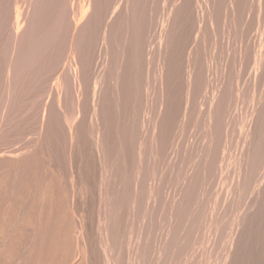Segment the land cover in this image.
Wrapping results in <instances>:
<instances>
[{
	"label": "rangeland",
	"instance_id": "obj_1",
	"mask_svg": "<svg viewBox=\"0 0 264 264\" xmlns=\"http://www.w3.org/2000/svg\"><path fill=\"white\" fill-rule=\"evenodd\" d=\"M158 1L0 0V264H264V0Z\"/></svg>",
	"mask_w": 264,
	"mask_h": 264
},
{
	"label": "bare ground",
	"instance_id": "obj_2",
	"mask_svg": "<svg viewBox=\"0 0 264 264\" xmlns=\"http://www.w3.org/2000/svg\"><path fill=\"white\" fill-rule=\"evenodd\" d=\"M12 1V0H11ZM160 1V0H159ZM158 1V2H159ZM254 1V0H253ZM260 1V0H259ZM176 2V1H175ZM90 4V3H89ZM92 6V5H91ZM109 6V5H108ZM17 8V7H16ZM145 8V7H144ZM143 8V9H144ZM206 8V7H205ZM14 9V8H13ZM30 9V8H29ZM208 9V8H207ZM135 10V9H134ZM146 10V9H145ZM84 11V10H83ZM27 13V12H26ZM16 14V13H15ZM1 16V15H0ZM203 16V15H202ZM16 17H17V15H16ZM125 17V16H124ZM28 19V18H27ZM117 19V18H116ZM1 20V19H0ZM16 21V20H15ZM150 21V20H149ZM86 22V21H85ZM24 24V23H23ZM235 25V24H234ZM125 26V25H124ZM123 26V27H124ZM172 27V26H171ZM37 29V28H36ZM120 29V28H119ZM21 31V30H20ZM48 31V30H47ZM11 32H12V30H11ZM99 32V31H98ZM258 32V31H257ZM11 34V33H10ZM12 36V35H11ZM105 37V36H104ZM23 38V37H22ZM13 40V39H12ZM32 40V39H31ZM167 40V39H166ZM56 42V41H55ZM48 43V42H47ZM198 43V42H197ZM52 44V43H51ZM259 45V44H258ZM21 46V45H20ZM125 46V45H124ZM261 47V46H260ZM13 48V47H12ZM34 48V47H33ZM38 48H39V45H38ZM41 49V48H40ZM46 49V48H45ZM49 49V48H48ZM22 50V49H21ZM37 50V49H36ZM71 50V49H70ZM36 52H38V51H36ZM106 52V51H105ZM215 53V52H214ZM39 54V53H38ZM112 55V54H111ZM259 55V54H258ZM39 56V55H38ZM119 56V55H118ZM264 56V55H263ZM113 57H114V55H113ZM13 58V57H12ZM17 58V57H16ZM40 58V57H39ZM8 59V58H7ZM74 60V59H73ZM115 60V59H114ZM262 60V59H261ZM143 61V60H142ZM200 61V60H199ZM116 62V61H115ZM56 64V63H55ZM127 64V63H126ZM135 64V63H134ZM171 64V63H170ZM71 65V64H70ZM13 66H14V64H13ZM24 66V65H23ZM75 66V65H74ZM77 66V65H76ZM117 66V65H116ZM134 66V65H133ZM40 68V67H39ZM165 68V67H164ZM27 69V68H26ZM23 70V69H22ZM59 70V69H58ZM13 71V70H12ZM24 71V70H23ZM49 71V70H48ZM71 73V72H70ZM48 75V74H47ZM190 77V76H189ZM59 79V78H58ZM169 80V79H168ZM112 81H114V80H112ZM117 81V80H116ZM57 82V81H56ZM70 82V81H69ZM149 83V82H148ZM114 86V85H113ZM241 86V85H240ZM52 88V87H51ZM234 88V87H233ZM36 90V89H35ZM96 91V90H95ZM3 92V91H2ZM117 92V91H116ZM10 93H12V92H10ZM117 96V95H116ZM237 96H238V94H237ZM11 97V96H10ZM240 97V96H239ZM94 98V97H93ZM117 98V97H116ZM117 101H119V100H117ZM117 103V102H116ZM76 104V103H75ZM254 104V103H253ZM102 105V104H101ZM135 105V104H134ZM236 105V104H235ZM2 106V105H1ZM66 106V105H65ZM99 106V105H98ZM44 108V107H43ZM117 108V107H116ZM150 108V107H149ZM179 108V107H178ZM81 109V108H80ZM159 109V108H158ZM237 109V108H236ZM12 110V109H11ZM96 110V109H95ZM224 112V111H223ZM192 113V112H191ZM232 113V112H231ZM97 114V113H96ZM95 115V114H94ZM143 115V114H142ZM45 116V115H44ZM70 117H72V116H70ZM97 117V116H96ZM157 118V117H156ZM66 119V118H65ZM70 119V118H69ZM73 119V118H72ZM74 120V119H73ZM65 121H67V120H65ZM71 121V120H70ZM69 121V122H70ZM63 122V121H62ZM91 122V121H90ZM70 123H72V122H70ZM68 124V123H67ZM161 125H162V123H161ZM93 126V125H92ZM137 126V125H136ZM159 127V126H158ZM95 128V127H94ZM98 128V127H97ZM127 128V127H126ZM158 129V128H157ZM126 131V130H125ZM144 131V130H143ZM234 132V131H233ZM111 133V132H110ZM101 134V133H100ZM117 135V134H116ZM215 135V134H214ZM121 138V137H120ZM1 139V138H0ZM217 140V139H216ZM97 141H99V140H97ZM121 144V143H120ZM100 146V145H99ZM137 146V145H136ZM102 148V147H101ZM135 149V148H134ZM137 149V148H136ZM102 150V149H101ZM140 152V151H139ZM257 153V152H256ZM4 156V155H3ZM15 156V155H14ZM18 157V156H17ZM220 157V156H219ZM264 157V156H263ZM25 159V158H24ZM9 161H11V160H9ZM103 161V160H102ZM124 161V160H123ZM7 162V161H6ZM7 164V163H6ZM120 164V163H119ZM104 166V165H103ZM203 167V166H202ZM104 168V167H103ZM194 169V168H193ZM207 169V168H206ZM13 170V169H12ZM218 170V169H217ZM13 172V171H12ZM105 172V171H104ZM15 173V172H14ZM138 173V172H137ZM186 176V175H185ZM236 176V175H235ZM215 177V176H214ZM247 177V176H246ZM10 179V178H9ZM202 179V178H201ZM99 182V181H98ZM249 183V182H248ZM252 183V182H251ZM248 188V187H247ZM28 190V189H27ZM48 190V189H47ZM50 191V190H49ZM54 191V190H53ZM24 193V192H23ZM106 193V192H105ZM127 193V192H126ZM54 194V193H53ZM99 194V193H98ZM50 196V195H49ZM123 196V195H122ZM52 198V197H51ZM108 198V197H107ZM147 198V197H146ZM175 198V197H174ZM61 199V198H60ZM52 200V199H51ZM257 200V199H256ZM199 201V200H198ZM202 201V200H201ZM206 201V200H205ZM259 201V200H258ZM45 203V202H44ZM23 204V203H22ZM59 204V203H58ZM105 204V203H104ZM210 204V203H209ZM25 205V204H24ZM18 206V205H17ZM214 206V205H213ZM24 207V206H23ZM59 207V206H58ZM101 207V206H100ZM173 207V206H172ZM219 208V207H218ZM11 209H12V207H11ZM17 209V208H16ZM101 209V208H100ZM251 210V209H250ZM116 213V212H115ZM119 214V213H118ZM137 214V213H136ZM105 215V214H104ZM116 215V214H115ZM225 215V214H224ZM230 215H231V213H230ZM220 216V215H219ZM22 217V216H21ZM10 218V217H9ZM209 218V217H208ZM28 220V219H27ZM223 220V219H222ZM82 221V220H81ZM12 223H13V221H11ZM39 223V222H38ZM242 223V222H241ZM248 223V222H247ZM252 224V223H251ZM37 225V224H36ZM235 225V224H234ZM11 226V225H10ZM13 227V226H12ZM227 228V227H226ZM119 229V228H118ZM208 229V228H207ZM234 229H236V228H234ZM9 231V230H8ZM51 231V230H50ZM53 231V230H52ZM61 234V233H60ZM36 235V234H35ZM11 236V235H10ZM16 236V235H15ZM14 236V237H15ZM186 236V235H185ZM76 237V236H75ZM106 237V236H105ZM212 238V237H211ZM99 239V238H98ZM118 239V238H117ZM132 239V238H131ZM12 240H13V238H12ZM16 240V239H15ZM66 240V239H65ZM43 241V240H42ZM41 241V242H42ZM208 241V240H207ZM74 242V241H73ZM105 242V241H104ZM109 242H110V240H109ZM113 242V241H112ZM11 243V242H10ZM48 243V242H47ZM220 243V242H219ZM222 243V242H221ZM220 243V244H221ZM224 243V242H223ZM13 244V243H12ZM104 244V243H103ZM105 244H107V243H105ZM73 245V244H72ZM11 246V245H10ZM51 246V245H50ZM109 246V245H108ZM219 246H221V245H219ZM11 248V247H10ZM104 248V247H103ZM186 248V247H185ZM213 249V248H212ZM52 250V249H51ZM199 250V249H198ZM264 250V249H263ZM35 251V250H34ZM53 251H54V249H53ZM70 252V251H69ZM186 252V251H185ZM128 253V252H127ZM231 253V252H230ZM45 255V254H44ZM52 255V254H51ZM212 255H214V254H212ZM240 255V254H239ZM49 256V255H48ZM225 256V255H224ZM47 257V256H46ZM115 257V256H114ZM183 258V257H182ZM192 258V257H191ZM239 258V257H238ZM7 259V258H6ZM49 259V258H48ZM11 260V259H10ZM48 261V260H47ZM49 262V261H48ZM106 264H107V262H106ZM109 264V263H108Z\"/></svg>",
	"mask_w": 264,
	"mask_h": 264
}]
</instances>
